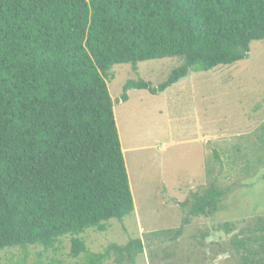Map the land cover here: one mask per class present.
I'll list each match as a JSON object with an SVG mask.
<instances>
[{"label":"trees","instance_id":"obj_1","mask_svg":"<svg viewBox=\"0 0 264 264\" xmlns=\"http://www.w3.org/2000/svg\"><path fill=\"white\" fill-rule=\"evenodd\" d=\"M254 41H264V0H0V250L55 249L70 237L71 257L86 264H137L140 238L99 253L82 238L135 211L111 68L183 58L150 89L163 93L191 73L245 60ZM148 88L128 83L121 100ZM224 196L212 185L182 207L210 215ZM236 246L245 264L264 262V233Z\"/></svg>","mask_w":264,"mask_h":264},{"label":"rangeland","instance_id":"obj_2","mask_svg":"<svg viewBox=\"0 0 264 264\" xmlns=\"http://www.w3.org/2000/svg\"><path fill=\"white\" fill-rule=\"evenodd\" d=\"M183 60L111 68L108 88L135 211L121 221L110 220L106 233L90 230L82 238L93 253L140 238L145 249L137 264H245L237 241L250 242L264 233V41L252 42L243 61L191 73L178 87L151 92ZM140 82L149 88L127 91L123 102L125 86ZM212 185L225 192L217 210L189 216L190 207L182 203ZM167 230L171 237L153 236ZM253 245L260 250L259 241ZM70 254L71 238L65 237L55 249L0 250V264H86L83 255ZM260 258L255 264H264Z\"/></svg>","mask_w":264,"mask_h":264},{"label":"crops","instance_id":"obj_3","mask_svg":"<svg viewBox=\"0 0 264 264\" xmlns=\"http://www.w3.org/2000/svg\"><path fill=\"white\" fill-rule=\"evenodd\" d=\"M189 76H187L186 78H188ZM186 78H184V79H186ZM184 79H182V80H184ZM181 80V81H182ZM181 81H179L177 84H175V85H173L172 87H170V88H168V89H171V88H174V86L175 87H178V85H179V83L181 82ZM167 89V90H168ZM166 90V91H167ZM157 141V144H161V146L164 148L165 146H166V143H163V142H161L159 139L158 140H156ZM150 148V147H149ZM123 149V148H122ZM125 152V150L123 149V153Z\"/></svg>","mask_w":264,"mask_h":264}]
</instances>
